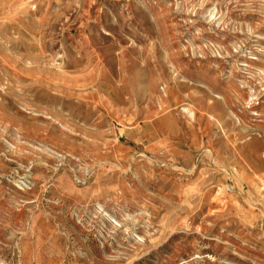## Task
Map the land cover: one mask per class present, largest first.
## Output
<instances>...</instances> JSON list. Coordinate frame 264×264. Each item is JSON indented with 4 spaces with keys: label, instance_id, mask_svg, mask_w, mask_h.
Listing matches in <instances>:
<instances>
[{
    "label": "rangeland",
    "instance_id": "obj_1",
    "mask_svg": "<svg viewBox=\"0 0 264 264\" xmlns=\"http://www.w3.org/2000/svg\"><path fill=\"white\" fill-rule=\"evenodd\" d=\"M0 264H264V0H0Z\"/></svg>",
    "mask_w": 264,
    "mask_h": 264
},
{
    "label": "built area",
    "instance_id": "obj_2",
    "mask_svg": "<svg viewBox=\"0 0 264 264\" xmlns=\"http://www.w3.org/2000/svg\"><path fill=\"white\" fill-rule=\"evenodd\" d=\"M249 105H250L251 107H252V106H254V102H253V101H251V103H250Z\"/></svg>",
    "mask_w": 264,
    "mask_h": 264
}]
</instances>
